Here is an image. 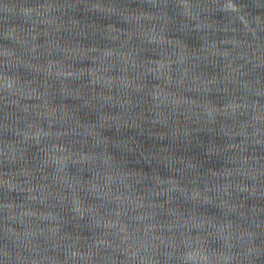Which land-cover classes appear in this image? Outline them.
Returning <instances> with one entry per match:
<instances>
[{
  "label": "water",
  "instance_id": "1",
  "mask_svg": "<svg viewBox=\"0 0 264 264\" xmlns=\"http://www.w3.org/2000/svg\"><path fill=\"white\" fill-rule=\"evenodd\" d=\"M0 264H264V0H0Z\"/></svg>",
  "mask_w": 264,
  "mask_h": 264
}]
</instances>
